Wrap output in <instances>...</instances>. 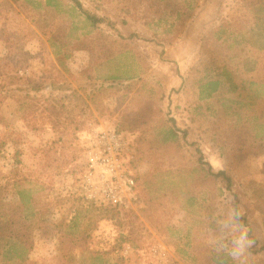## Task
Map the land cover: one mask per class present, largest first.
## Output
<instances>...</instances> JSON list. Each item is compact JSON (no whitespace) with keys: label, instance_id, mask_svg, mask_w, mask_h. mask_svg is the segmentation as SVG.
I'll list each match as a JSON object with an SVG mask.
<instances>
[{"label":"rangeland","instance_id":"1","mask_svg":"<svg viewBox=\"0 0 264 264\" xmlns=\"http://www.w3.org/2000/svg\"><path fill=\"white\" fill-rule=\"evenodd\" d=\"M260 1L78 0L104 23L75 42L81 49L67 48L64 73L40 28L48 37L51 23L65 26V19L51 21L40 0H0V205L15 202L3 186L31 182L42 215L92 206L76 219L78 241L66 260L57 259L55 234L40 237V264H79L81 254L86 264H264V137L249 133L254 117H264ZM100 66L101 75L134 79L98 85L97 111L84 86ZM204 71L221 74L224 85L208 98L200 89ZM139 109L151 120L134 116L139 129L118 133L130 124L121 118ZM166 120L175 122L180 149L159 141L155 129ZM94 131L114 136L112 171L90 168ZM200 168L225 174L203 178ZM125 176L134 180L127 208L81 194L86 177L94 191ZM250 205L256 221L249 224ZM234 206L253 241L239 261L212 243Z\"/></svg>","mask_w":264,"mask_h":264},{"label":"trees","instance_id":"2","mask_svg":"<svg viewBox=\"0 0 264 264\" xmlns=\"http://www.w3.org/2000/svg\"><path fill=\"white\" fill-rule=\"evenodd\" d=\"M13 1L19 2V0ZM158 1L161 2L164 0ZM258 4L263 5L264 11L263 0H261ZM40 5L45 11H49L51 14V21L57 20V18L65 19V26L64 24L57 26L51 23L50 26L53 29V33L49 34L48 37L46 36V31L40 27L39 28L42 32H44L43 34L46 38L45 41L52 56L54 57V60L57 62L61 71L67 73L68 69L65 62L70 55L67 52V48L72 45L74 49H81L79 46L82 45L79 44L76 46L75 42H79L82 37L90 36L97 32L99 27L104 23V19L87 11L81 6L78 0H40ZM254 6L255 4H250V7ZM221 34L222 33L220 32L215 34L217 40H219ZM100 68L101 66L96 70L95 77L92 76L87 78V81L91 84H88V87L84 86V89L89 93L88 100L90 104L96 108V110L98 106L96 104L95 96L100 91L99 87H97L98 85L102 83L112 84L134 79L132 77L127 79L125 77L112 75L104 76L100 74ZM216 68L217 70H223V67ZM54 69L58 72L56 67H54ZM210 74L211 73L205 72L202 77V81L205 80V82H201L200 89L202 98L210 97L224 86L221 83V74H215L214 76H210ZM255 85L256 84L254 82L249 83V87L251 88ZM144 109L132 111L122 117L121 119L130 122V124L122 122V125L116 127L118 130L117 132L121 134L125 133L127 130L129 132H136L139 128L136 125L131 124V120L134 116L136 119L138 118L139 121L141 120L140 124H147L151 120L152 114L150 115L144 113ZM126 125L130 127H126ZM155 131L160 143L166 146H173L176 149L181 148L180 143L182 139L175 126L174 120L163 121L160 125H157ZM249 133L252 134L253 138L264 137V117H254L249 126ZM3 142L4 141H0V156L4 157L5 153L3 148L5 146V142ZM14 165H19L17 153L14 154ZM199 171L202 173L203 178H218L221 176L223 177L225 174L223 171L213 174L203 168H200ZM260 173L264 175V161L261 164ZM135 180L137 181V179ZM226 180L230 186L231 182L227 178ZM147 185L148 184H146V186ZM9 188L13 191L12 194L14 195L15 202L5 208L0 205V264H40L39 261L43 255L38 251V249H36V244L40 241V237L43 234L49 235V233L55 234L53 238L49 237V239H53L55 245L60 247L56 250V252H58L57 259H59L60 262L66 260L71 254L72 249H70V246L72 247L78 241L77 237L72 234V231L79 229L76 219L80 218V216L84 212H87L92 206L82 203L75 209H65V212L61 213V217L55 218L58 214L45 216L37 211L35 207L38 190L33 183L25 182V184H20L15 182L12 185L9 184L7 186H3L1 189L3 192H8ZM162 190V187H160L154 192L157 193ZM149 194L151 196L157 195L153 194L152 191H149ZM151 201L152 198L150 197V202ZM188 206L190 205L186 202L181 205L182 208H187ZM82 235L83 237L85 236L84 233ZM86 261L87 259L81 254L79 264H86Z\"/></svg>","mask_w":264,"mask_h":264},{"label":"built area","instance_id":"3","mask_svg":"<svg viewBox=\"0 0 264 264\" xmlns=\"http://www.w3.org/2000/svg\"><path fill=\"white\" fill-rule=\"evenodd\" d=\"M91 140V146H89V152L87 154L90 168L95 171L110 170L113 166V154L117 151V144L114 136H110L106 132H92L89 136ZM112 140V142H110ZM90 184L89 177H86L82 196L91 202H97L99 198L100 203H106L114 207L127 208L135 201L132 193L134 188V180L132 178L124 177L123 181H116L113 185H107L104 190L95 189L94 191L88 190ZM102 190V191H101Z\"/></svg>","mask_w":264,"mask_h":264},{"label":"clouds","instance_id":"4","mask_svg":"<svg viewBox=\"0 0 264 264\" xmlns=\"http://www.w3.org/2000/svg\"><path fill=\"white\" fill-rule=\"evenodd\" d=\"M248 231L241 220L240 209L232 207L226 219L220 222L219 235H215L212 239L216 252L225 254L233 261H239L253 244L249 239Z\"/></svg>","mask_w":264,"mask_h":264},{"label":"crops","instance_id":"5","mask_svg":"<svg viewBox=\"0 0 264 264\" xmlns=\"http://www.w3.org/2000/svg\"><path fill=\"white\" fill-rule=\"evenodd\" d=\"M250 209H251L250 214H247V217L246 216L244 217L248 221V222L247 221L246 222L249 223V224H250V222H253L255 220L254 216L256 215V210L254 209V207L252 205H250Z\"/></svg>","mask_w":264,"mask_h":264}]
</instances>
